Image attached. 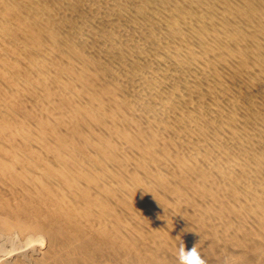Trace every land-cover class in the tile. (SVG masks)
Segmentation results:
<instances>
[{
	"label": "bare ground",
	"instance_id": "1",
	"mask_svg": "<svg viewBox=\"0 0 264 264\" xmlns=\"http://www.w3.org/2000/svg\"><path fill=\"white\" fill-rule=\"evenodd\" d=\"M0 228L40 234L0 264H264V0H0Z\"/></svg>",
	"mask_w": 264,
	"mask_h": 264
},
{
	"label": "rangeland",
	"instance_id": "2",
	"mask_svg": "<svg viewBox=\"0 0 264 264\" xmlns=\"http://www.w3.org/2000/svg\"><path fill=\"white\" fill-rule=\"evenodd\" d=\"M15 233H17V234H15ZM39 239H40V234L37 231H31V230H27V232H26V230L25 231H18V230L9 231V230L0 228V253L2 252V254H7V253H10V251L14 250L13 253L15 254L16 252H19V251H24V250L26 251V250H30V249L33 250V249L37 248V246L40 244ZM206 240H209V238H207ZM29 243H31V246ZM204 243L205 242H203L201 245H199V247L201 246L200 251L208 248L207 247L208 243H206V244H204ZM4 247H6V248H4ZM248 249L249 248H247V247H241V246H237V245H228L227 247H225V249L219 250V252L216 251L219 255L221 254V257H219V259H218L219 261L216 260L215 262L217 264H219V263L220 264H232L234 258L232 257L233 255H230V254H232V253H245L249 256L251 261L256 263L257 262L256 254H254L252 251H249ZM31 250L29 251L30 253H31ZM1 256H4V255H1ZM8 256H9V254H8ZM106 257L108 258L107 255L99 254L98 255V261L96 264H99V263L107 264V263H109L107 261L110 259L107 260ZM168 257L174 259L173 256L170 257V255H169ZM230 257H232V258H230ZM33 258H35V257H33ZM225 259H227V260H225ZM23 260H25V264H27V261H28V264H33V263L36 264L35 259L30 261L28 258H24ZM230 261H231V263H230ZM224 262H227V263H224ZM117 264H123V263H121L118 260ZM257 264H260V262H257ZM261 264H262V262H261Z\"/></svg>",
	"mask_w": 264,
	"mask_h": 264
},
{
	"label": "clouds",
	"instance_id": "3",
	"mask_svg": "<svg viewBox=\"0 0 264 264\" xmlns=\"http://www.w3.org/2000/svg\"><path fill=\"white\" fill-rule=\"evenodd\" d=\"M177 264H207V261L204 259L197 244H194L191 248H187L181 242L177 252Z\"/></svg>",
	"mask_w": 264,
	"mask_h": 264
}]
</instances>
